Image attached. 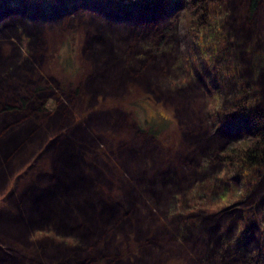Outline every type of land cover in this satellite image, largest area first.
<instances>
[{"label": "rangeland", "instance_id": "obj_1", "mask_svg": "<svg viewBox=\"0 0 264 264\" xmlns=\"http://www.w3.org/2000/svg\"><path fill=\"white\" fill-rule=\"evenodd\" d=\"M118 1L123 0H0V28L5 29V32L8 29V23L15 15L24 17L29 23L27 25L22 19L17 21L14 25L17 27L11 28V33L7 32L4 37L0 38V59H2L0 61L3 63V61L13 58L11 63L14 65L8 68L9 73L12 72L16 78L22 79L17 78L20 83L17 86L20 88L14 85L11 91L22 92L21 97H29V102L35 99L41 101V105H38L34 112L43 113L45 111L58 118L62 115V119L66 118L63 124L71 122L65 127V130L55 127L52 130L44 131L41 142L28 148L20 160L17 159L16 152L9 153L6 158L2 159L0 217L2 218L4 214L8 213L15 216L16 219L22 217L26 221V202L30 206L49 205V202H46L48 198L46 195L50 193L62 200L59 209L67 211L71 206L72 212L75 211L76 215L71 217L72 224L94 227V223L98 221L96 219L99 216H104L106 208L111 207L113 198L122 200L123 196L125 194L127 196L131 191L135 195V200L130 202V211L128 212L125 207H122L114 213L115 220L113 218L109 225L111 228L109 237H107L109 232L105 230L100 238L101 251L92 255L93 261L89 260L86 262L87 264H209V262L213 264V262H222L226 260L225 258L231 259L233 258L234 240L240 233L242 234V230L248 222L247 217L251 214V211L246 207L256 206L255 210H257V207L261 206V199L264 201V188L260 193L256 191L255 203L253 199L251 200L254 188L264 180V172L257 180L253 179V176L245 175L236 181L231 178L232 186L226 192L231 194L230 197L224 196V193L212 195L209 201L217 204L203 206V209L191 208L194 204L192 200L190 202L191 195L187 193L188 189H184L185 187L174 190L171 194L170 200L176 201V208L158 204L155 194L152 193V186L159 187V181L155 182L152 175L156 176V173L161 172L170 176L165 181L172 180L171 178L175 177L177 173L176 162L179 168L187 170L188 163L186 161L188 159L191 162V167L193 166L192 160L194 161L195 168V164H200L202 158L208 155V158L215 160L210 163V167L214 168L208 166L209 170H207L211 172L222 161L221 155L217 153L220 149L219 142H213L215 139L213 131L228 130V126L225 124L226 120L218 119L214 112H217L221 107L224 110L228 103L226 104L225 98L227 97L225 95L221 98L216 93L218 89L215 88L217 87L204 72L205 63L208 60H206L207 55H205L203 44L207 40L210 41V38L205 37L207 31H204L205 28L201 30L202 27L192 28L188 24L193 9L192 0H174L175 6L173 5L168 13L151 24H156L151 27L152 30L142 31L138 26L142 24V20L146 21V18H139V23H132L136 30L133 31L135 34H131V37H128L123 31L115 32L117 37L113 35L109 38L110 42L101 44L96 30L88 29L85 20L92 14L102 15V12L106 10V19H110L115 25H130L122 18L121 20L117 18L121 12L116 10L117 4L120 3ZM248 1H226L228 7L230 4V13L232 18L234 17V22L238 24L237 30L234 31L236 36L231 34V28H228L227 32V29L223 30L222 27L219 28L218 35H230L232 42H236L239 35V37H244L242 43L245 44L252 42L257 35L259 40H257L256 46L262 47V42H264V0L259 1V7L254 12L255 18L259 15L256 20L254 16L249 18ZM126 8L136 17L142 16V13L146 14L145 9L140 7V0H127ZM32 14L43 18L34 19ZM242 16L244 24L241 25L239 20ZM260 17L262 18L260 19ZM7 18L9 20L6 21ZM35 22L39 23V28L37 27V31H31L30 26ZM128 27H124V29H128ZM241 31L242 35H240ZM16 32L19 37L16 36ZM123 38L127 39L123 40ZM95 41H97L96 53L99 51L111 53V56H108L110 58L104 57L102 63L97 64L99 67L90 57L94 50L89 43L93 44ZM16 45L20 48L21 53L14 52ZM137 52L141 59L146 58V62L154 61L150 59L151 53H163L156 64L160 62L165 67L158 68L156 65L153 71L159 78V83L156 80L140 79L138 76L113 80L112 83L106 85L97 81L98 70L105 68L103 70L105 72L108 60L116 59L115 53L122 60L123 67L130 68L135 63ZM175 53L179 54V60L173 61ZM247 53H249V49ZM164 55L169 56L168 59L172 65L174 64L172 68L161 59ZM184 58L188 59L187 61L191 62V65L188 66V63L184 62ZM31 61V64L27 63ZM2 63L0 62V65ZM7 65L5 63V66ZM181 65L183 66L181 67ZM142 71L138 74H142ZM250 71L248 78L252 80L255 76V69L252 68ZM262 73L264 75V67L261 75ZM26 76L29 78L25 82ZM198 77L203 79L202 83L197 81ZM1 78L4 79L2 65L0 67ZM258 79L260 80V78ZM186 81L190 83L189 87H193L192 92L197 91L194 89L200 86L199 90L203 94L198 93L190 99H172L170 93L181 89ZM26 88H28L27 92ZM12 98L19 99L17 96ZM1 99L0 136L2 137L0 141H7L12 133L21 131L24 126L20 123L17 124L18 126L14 124L17 113L3 114L6 111L3 108L8 102ZM9 101L13 103L12 100ZM41 106L43 110L37 111ZM185 106L188 108L189 116L183 114L186 111ZM257 106L264 111V98H261ZM79 125L84 126L85 130H81L83 134L77 136L82 137L83 140L91 138L87 148L96 152L89 159H93L95 162L100 161V164L104 165L97 164L99 171L101 170L103 173L102 178L91 176L90 180H85L77 175V183L92 184L93 179L94 188L104 195L107 205L99 206L96 210L94 206L84 205L86 199L90 197L85 192L89 190V187H82L85 191L81 189L79 191V188L73 186L70 179L65 178L66 181L69 180L68 183L71 181V193L79 192L82 196L80 198L82 206L77 208L78 211L75 210L77 203L74 206L71 205V196L64 191H58L54 184L48 183L47 189L40 186L47 176L54 173V166L58 169L56 166L58 164H54L51 158H55L60 153L61 147L57 144L50 146V143L57 137L74 133ZM241 127H243L241 130H231L240 132V135L231 138L232 142L237 145L251 137L246 126L242 125ZM203 137L212 139L211 147L202 153L193 155V152L198 150V142L200 139L202 141ZM3 144L5 143L1 145ZM100 149L105 151L107 156ZM74 152L77 155V151L74 150ZM78 155L81 158V154L78 153ZM126 158L136 160L132 168L128 170H125L123 164ZM185 158L187 160L181 161ZM170 167L173 170L171 174H168ZM94 171L95 174L100 175L98 170L94 169ZM224 171L219 174H224ZM229 172L234 175L236 170L233 169ZM145 175L146 177L142 179V176ZM69 178L72 179V176L69 175ZM199 183L201 182H195V186ZM48 187H50L49 190ZM80 199L78 198L77 201ZM181 201L182 206H179ZM229 205L233 206L231 211L223 209ZM236 209H240V211L237 214H232L233 220L229 221L230 213ZM92 210L93 212H91ZM244 210L246 212H243ZM197 212L205 214L197 225L200 227L207 223L205 222L207 219H222V221H214L213 224L208 223L215 228L219 226L218 232L221 233L222 238L218 241L210 240L208 234L202 231V233L197 232V229L188 230L189 225H182L184 216L190 217ZM80 213L86 215L84 221L80 219ZM134 214L140 217V221L143 220L141 233L136 225L137 218ZM87 215L93 220L87 218ZM95 215L98 216L94 218ZM116 215H118L117 219ZM129 218L135 227L124 230L116 229V224ZM78 219L81 221L76 222ZM252 219L249 222L253 226L251 240H253L254 246L261 249L264 246L263 223L259 228L256 218ZM178 222L179 224L176 225ZM226 222L228 225L225 227ZM24 225L27 226L26 223ZM43 225L36 223L27 227V231L30 229L26 234L29 237L27 242L0 233V241L4 242V245L1 246L19 257L22 264H62L61 262L57 263V260L61 261L68 254L51 261L50 255L47 258L41 251L43 240L50 243L48 246L50 248L54 246L62 251H67V248H71L74 242H81L82 238L72 228L71 231L75 233L67 229H59L58 225L57 229L54 225H51L50 229ZM36 231L41 232L36 234ZM158 233L161 234V237L157 235ZM242 239L244 242L247 240L246 232L243 233ZM29 240L36 244L34 247H38L39 252L41 251L39 254L43 256L38 255L40 261L34 256L31 246H27ZM49 252L52 251L49 250ZM262 252L264 254V249ZM84 258L85 255L76 256L71 253L73 264H84ZM239 264L250 263L242 260ZM260 264H264V261Z\"/></svg>", "mask_w": 264, "mask_h": 264}, {"label": "trees", "instance_id": "obj_2", "mask_svg": "<svg viewBox=\"0 0 264 264\" xmlns=\"http://www.w3.org/2000/svg\"><path fill=\"white\" fill-rule=\"evenodd\" d=\"M226 1L227 0H192L193 9L190 14V20H188V24L192 28L202 27L200 28L201 30L205 28L204 31L205 30L207 31L205 37L210 38V41L207 40L203 44L205 55H207L206 57L207 59L206 58L204 59L208 60L205 63L204 72L207 73L206 75L209 76L214 86L217 87L215 88L218 89L216 93H218L221 98L224 95L227 97L225 98V100H226V104L228 103V105L225 107V109L223 110L221 107L219 110H217V112L216 111L214 112V115L218 119H225L226 120L225 124H227L228 126L227 127L228 130L220 129L217 131L215 130L213 131L215 138L213 139V142L216 141L219 142L220 149L217 153L221 155L222 161H220L221 163H219V166L214 171L211 170V172H209L208 171L209 168H214V167H210L211 166L210 163L215 160L213 158L212 159L208 158V155L202 158L200 164L196 163L195 168H194L193 160H192L193 166L191 167L190 164L191 162L189 161V159L188 160L187 158L182 159L181 161L187 160L186 161L188 163L187 170H184L183 168H179L176 162L175 164V170H177L176 176L171 178L172 180H169L168 182L165 180L170 176H166L165 173L158 172L156 173L157 174L156 176L151 174L152 177L155 178L154 179L155 182L159 181L158 183L159 187L152 186L153 188L152 193L155 194L157 198V203L161 204L162 206L168 205V206H173V208H176L175 207L176 201L173 202V200H170L171 194L173 193L174 190L185 187L184 189H188L187 193L191 195L192 199L190 198V202L192 200V203L194 204V206L191 208L203 209L204 208L203 206H209V205L212 206L213 204H215L209 201L212 195L224 193V196H227L228 198L230 197L231 194L226 192L232 186L231 178L236 181L237 179H242L241 177L245 175L248 177L253 176L254 177L253 179L257 180L260 177V174L264 172V111L257 106V104L260 103L261 98H264V75L263 73L261 75V71L264 67V42H262L263 43L262 47L259 45L256 46V42L257 40H259V37L257 35L254 37L252 42H246V44L242 43L244 41V37H239V35L236 42L235 41L232 42L230 40V35L229 36L218 35V30L220 27H222L223 30L224 28L227 29V32H228V28H231L230 30L231 34H235L234 31L237 30L238 24L234 22L233 20L234 17L232 18V14L230 13V4L228 7ZM259 1L260 0L248 1L247 12L249 18H252L254 16V12L259 7L260 4ZM118 2L120 3L117 4L116 10H119L121 12H119L117 18H120L118 20H121L122 18V20L126 21V23L127 22L130 23V25H128L129 27L126 26L125 24L115 25L113 21H111L110 19L109 20L106 19L105 9H103L105 11L102 12L103 13L102 15L91 13L92 14L90 15L91 17L85 20L87 22L88 29L96 30V34L101 44H104L105 42H110L109 38L115 35L114 34L115 32L119 33L120 31H123L126 32V35L128 37L129 36L131 37V34H135L133 31L136 30L133 24L139 23L138 21L139 18L140 19L146 18L147 21L146 22L142 20L141 21L142 24L138 26L142 31L152 30L151 27H153L156 24L153 25L151 24L153 22H156V20L159 19L161 16L168 13V10H170V8L174 5L173 3L174 0H140V7L145 9L144 11L146 14L142 13V16L136 17L135 15L130 13L129 9L126 8L127 0L118 1ZM118 5H121L122 8L121 6ZM69 8L71 7L69 6ZM175 16L177 17L178 15ZM258 16L259 15H257V18ZM13 17L14 18L11 19V21L7 25L8 29H6V32L5 29L0 28V38L4 37V35L7 32L11 33V28L15 29L17 27L14 26L16 25L17 21L22 19L23 22L27 23L26 19L20 15H15ZM32 18L41 19L43 17L36 15L34 16L32 14ZM257 18H255L254 16L255 20ZM261 18L262 17H260V19ZM5 20L7 21L9 19L7 18ZM239 21L241 22V25L244 24L243 16ZM28 24L29 23H27V25ZM38 26L39 23L35 22V24L33 23L30 26V30L37 31ZM124 27H128V29H124ZM138 34H136V37H138L137 36ZM17 35L19 37V34L16 32V36ZM240 35H242V31L240 32ZM115 36L117 37V35ZM124 39L127 38H123V40ZM89 45L92 48V50H94V53H91L90 57L94 60L96 65L97 64L100 65L104 57H107V59L110 58L108 57L111 56L110 52L99 51L98 53H96L95 49L97 48L96 47L97 41H95V43L93 44H91L90 42ZM15 47L16 49L14 52L21 53L20 48L17 45ZM248 49H249V53H247ZM161 54L163 53L161 52L151 53L152 57L150 59L154 61L146 62V58L141 59V57L139 56V52H137L135 63H133L132 66L130 65L131 66L130 68H124L123 67L124 64L122 60L120 59L118 54L115 53L116 59L108 60L107 63L108 65L106 66L107 69L105 70V72L103 71L105 68L103 70H98L97 73L99 74L97 81H100L102 84L104 83L106 85L112 83L113 80H118V79L120 80L126 77L132 78L134 76H138L140 79L143 78L148 80H156V82H158L159 78L153 73V71L155 70L156 65L158 68L164 66L160 62L159 64H156ZM167 55H164V57L161 59L166 61V65H169L170 68H172L174 64L172 65V62L168 59L169 56ZM220 57L221 59H219ZM176 60H179L178 53H175L173 56V61ZM187 60L188 59L184 58V62L186 64L188 63V66L191 65V62ZM12 61L13 58L9 61H3V63L2 61H0L2 63L1 65L4 74V79L2 78L0 79V98H2L1 100L4 99L5 101L8 102L6 106H4L3 108L6 110L4 111L3 114H8L11 112H13L14 114L17 113V117L15 116L16 123L14 124L18 126L20 123L24 126V129L14 134L12 133V136L7 141H0V167L2 166L1 163L2 159L6 158V156H8L9 153L16 152L18 154L17 155L18 160L24 157L23 153H25L28 148H30L31 146L34 147L35 145L41 142L44 136V131L48 129L52 130L55 127L65 130V127L69 123H71L68 121L65 124H63V122L66 121V118L62 119V115L58 118L54 115H50L48 112L45 111L43 113L42 112L37 113L36 111L34 112V109L38 105L39 106L41 105L40 104L41 101L35 99L29 102L28 101L29 97L27 96L21 97L22 92L19 91L14 93L11 91L14 88V85L17 86L20 84L18 80L20 78L17 77L18 78L17 79L14 75H12V72L9 73L10 70L8 68L14 65V63H11ZM5 63L8 65L5 66ZM27 63L31 64L32 61ZM182 66L183 65H181V67ZM252 68L255 69V76L253 77L252 80H250L248 76ZM141 71L143 73L139 75L138 73ZM169 71L171 70L169 69ZM182 73L185 76H187L184 71H182ZM28 78L29 76L25 77L24 79L25 82L28 80ZM257 78H260V80L259 79L257 80ZM197 81L202 83L203 79L201 80L200 77H198ZM189 85L190 83L186 81L181 89H178V91L174 93H170V97L176 100L184 99V98L190 99L195 97L196 94L198 93L203 94L199 90L200 86L199 88L197 87L194 89L197 91L192 92L191 90H193V87L192 86L189 87ZM17 87L20 88L19 86ZM27 91L28 88H26V92ZM13 96H17V98L19 97V99L16 98L13 99L12 98ZM9 100H12L13 103L12 102L10 103ZM185 107H186L185 108L186 111H184L183 114L189 116L190 114L188 108L187 106ZM42 110L43 109L41 106V108H38L37 111H42ZM0 114H2V111H0ZM242 125L246 126V128L249 130L248 133L251 134V137L249 139L244 140L241 144L237 145L232 142L231 138L240 135V132L237 133V131H231V130L232 129L241 130V128H243L241 127ZM83 129L85 130L84 126L79 125L74 130V133L72 134L69 133L62 137H57L55 140H53L50 143V146L57 144L61 147L60 153L56 155L55 158H51L54 164L55 163L58 164L56 165L58 166V169L54 166L55 171L54 173H52L53 177L52 175L47 176L43 182L44 186L43 183L40 186L47 189L46 186L48 183L54 184L58 191H64L65 193L69 194L71 196V205L74 206L77 203L75 205V210H78L77 208H79V206H82L80 199L82 198V196H80L79 192H76V194L71 193V181L73 183V186L79 188V191L80 189L85 191L82 187H89V190L85 192L88 193L90 197L86 199L84 205L94 206V209L96 210L98 209L99 206L107 205L104 195L94 188L95 185L93 179H92V184L90 182H89L90 184L88 183L82 184L81 182L77 183L78 182L77 175L81 179L85 178V180L86 179L90 180L92 177L102 178L101 176L103 175V173L101 170L99 171L98 169L99 167L97 166L98 165L104 166V165L100 164V161L95 162L93 159H89L90 157L94 156L96 152L92 151L90 148H87L88 142L91 141V138H84L83 140L82 137L77 136L83 134L81 133V130L83 131ZM1 137L2 136H0V139ZM191 141L193 140L191 139ZM2 143L5 144L1 145ZM211 145H212V139L203 137L202 141L200 139V141L198 142L199 148L196 152H193V155H196V153L199 154L204 152L205 150L209 149ZM71 147L74 149H72ZM68 148L70 149L69 152H68ZM74 150L77 151V155L74 152ZM100 151L106 155L105 151H102V149H100ZM78 153L81 154L82 159L79 158ZM135 161L136 160L135 159L133 160V158H128V159L126 158L125 161L123 162L125 166V170L132 168V165L135 163ZM94 169L98 170L100 172V175L95 174ZM233 169L234 171L236 170L234 175H232L229 172L232 171ZM172 170L173 168L170 167L169 172L167 173L171 174ZM222 171H224V174L220 175L219 173H221ZM141 172H146V171H141ZM69 175L72 176V179L69 178ZM145 177L146 175L142 176V179ZM65 178L70 179L71 181L68 183L69 180L66 181ZM1 180H2V176L0 175V181ZM197 181H200L201 183L195 186V182ZM30 188L32 187L30 186ZM49 188L50 187H48V190ZM263 188H264V180L263 182L261 181L259 185L254 188L251 200L252 199L253 201L256 200L255 198L256 191L260 193ZM46 197H48L46 202H49L48 203L49 205L30 206L27 204L28 202H26V206H25L26 221L22 217L16 219L14 218L15 216L13 217L8 213L4 214L2 218L0 217V233L5 234L6 236L12 238L17 237L19 239H22L23 242H27L29 237L26 234L29 233L30 230L29 229L27 231V227H29L32 224H36V223H39V225L44 224L43 226H47V228L49 227V229L51 225H54L56 229L58 225L59 229H67L70 231L72 228L79 234L82 240L81 242L79 241V243L78 241L76 243L74 242L71 248H67V251L65 250L62 251V249L55 248L54 246L50 248L48 247L50 243L45 242V240H43L41 244V251H43L44 255H46L47 258L49 257L48 255H50L51 261H54V259H59L60 256L68 254L67 257L62 258L61 261L57 260V263L61 262L62 264H73L71 262V253L76 254V256L85 255L84 258L85 260L83 259L84 264H87L86 262H89V260H91L90 262H92L93 259H91V256L101 251L100 238L102 237V234H104L105 230H107L106 232H109L107 237H109L111 233V228L109 225L113 221L112 220L113 218L115 220L114 213H116V211H118V209L122 207H125V209H127L129 212L130 202H133L135 200V195L131 191L129 192V194H127V196L125 194L122 200L119 198H113L111 207L106 208L104 216H99L96 219V221L97 220L98 221L94 223V227H90L89 225L81 226L78 225L77 223L72 224L71 217H74L73 215H76L74 214L75 211L72 212L71 210L72 207L70 206V209L68 208L67 211L59 209L62 200L57 198L56 195H51L50 193H47ZM78 198L80 200L77 201ZM261 202L263 203L261 204ZM247 203L245 204L248 205ZM260 205L261 206L257 207V210H255L256 206L246 207L247 210L251 211L250 212L251 214L247 217L248 222L244 227V229L242 230V234L240 233L234 240L235 242L232 248L233 258L231 259L225 258L227 261L226 260L222 262L219 261V263L213 262V264H239L240 261L242 260H246L250 264L253 263L260 264V262L264 261V254L262 252L264 246L261 249L258 248V246H254V242L253 240H251V237L253 235V231L251 230L253 226H251V224L249 223L253 220L252 219L253 217L256 218L259 224V228L263 223L262 236L264 238V227H263L264 201L262 199L260 201ZM179 206H182V201L179 203ZM228 207L223 209L225 210L230 209V211L233 209V206L231 205H229ZM240 209H236L235 211H232L230 213V218H228V220L229 221L230 219L233 220V218H231L232 214L233 215L237 214L240 211ZM91 212H93V210ZM243 212L246 211L244 210ZM80 215H81L80 219L84 221L86 215L83 213H80ZM204 215H205L204 213L200 214L197 212L195 214L193 213V215H191L190 217L184 216L182 218V225L183 224L189 225L188 230L197 229L196 230L197 232L200 233L204 232L208 234L210 240L218 241L220 238H222L221 233L218 232L219 226L215 228L213 225H209L208 223L213 224L214 221L218 222V221H222V219H216V220L207 219V221H205L207 223L203 227L197 226L204 217ZM97 216L98 215H95L94 218H96ZM135 216L137 218L136 225L139 228V232L141 233V225L143 223V220L140 221V217L137 214ZM87 218H90L91 221L93 220L88 215ZM117 218L118 215H116V219ZM130 218L124 221H120L118 224H116L117 225L116 229L124 230L126 228L135 227L131 224ZM80 219H78L76 222L81 221ZM24 222L27 224L26 227L24 225L25 224ZM227 222L225 223V227L228 225ZM178 224L179 222L176 225ZM40 232L41 231H36V234H39ZM245 232L247 234V240H245L244 242L242 238H243V233ZM157 235L161 237L160 233H158ZM29 241L30 242H28L29 244H27V246H31V250L34 252V256H36L37 260L40 261V258L38 259V257L43 256L42 254L41 255L39 254L41 251L40 252L38 251L37 249L38 247L37 248L34 247L36 245L34 242H32L31 240ZM243 242H244V246H243ZM200 243H202V241H200ZM1 245L3 246L4 242L0 241V264L21 263L19 257L13 255L12 252L8 251L7 249H4ZM196 245L198 246V244ZM5 246H6V242H5ZM49 250H51L52 252H49Z\"/></svg>", "mask_w": 264, "mask_h": 264}]
</instances>
